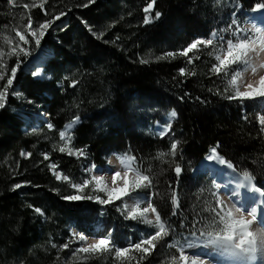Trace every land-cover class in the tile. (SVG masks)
<instances>
[{"label": "trees", "instance_id": "obj_1", "mask_svg": "<svg viewBox=\"0 0 264 264\" xmlns=\"http://www.w3.org/2000/svg\"><path fill=\"white\" fill-rule=\"evenodd\" d=\"M151 2L96 0L83 7L88 0H12L11 4L0 0V48L5 52L10 47L4 38H11L14 47L15 29L24 31L29 16L35 28L67 12L54 26L56 33L50 28L41 41V46L55 52L43 67L51 79L39 80L23 71L38 50L34 41L25 45L31 54L20 56L13 85L21 95L12 96L10 89L8 105L0 110V264H129L124 257H115L114 249L74 256L80 245L72 234L90 235L97 228L101 236L111 233L115 245L123 248L154 233V226L125 219L122 202L100 205L94 199H62L74 193L71 183L91 178L86 168L93 163L104 167L113 154L135 157L136 165L152 180L148 193L161 221L174 229L140 264H172L171 257L178 252L168 244L187 237L194 218L207 222L210 213L205 209L215 206V182L197 169L212 147L219 145L218 155L233 164L241 178L247 172L254 184L264 186V132L258 123L264 107L255 99L241 104L225 98L232 94L229 80L238 69L233 66L227 76L211 73L219 40L189 53L199 56L192 64L178 54L194 39H207L213 31L225 40L232 38L231 31H221L230 23V13L237 10L241 27L248 14H258L252 12L258 0H156L153 11L146 14L144 8ZM156 11L162 13L158 20ZM146 15L153 22L144 24ZM169 52L176 55L167 56ZM5 59L8 72L0 87L16 64L15 56ZM181 68L195 75H181ZM173 110L177 118L161 138L155 126H166ZM40 111L48 112L53 128L42 123L38 131L23 132L25 120L19 113ZM76 116L79 123L68 147L85 149L82 157L59 151L66 145L59 133ZM174 139L181 142L175 157L170 155ZM51 164L69 181L57 180ZM176 164L184 169L178 182L173 171ZM17 183L25 186L13 191ZM91 189L92 185L84 193L96 195ZM173 191L180 205L175 216ZM65 243L66 249L62 248ZM126 255L136 258L130 264L140 260V253Z\"/></svg>", "mask_w": 264, "mask_h": 264}, {"label": "snow or ice", "instance_id": "obj_2", "mask_svg": "<svg viewBox=\"0 0 264 264\" xmlns=\"http://www.w3.org/2000/svg\"><path fill=\"white\" fill-rule=\"evenodd\" d=\"M8 2L11 4L12 0H8ZM95 2L96 0H88V3L82 6L88 7L89 4H94ZM155 2L156 0H152V2L148 3L147 7L144 8L146 14H150L153 11ZM24 7L27 8L28 5H24ZM40 7L43 8V4H41ZM69 11H71V9H69ZM252 12L258 13L260 16L264 17V0H258L252 8ZM45 15H48V13L45 12ZM66 15L67 12L62 11L52 19L45 20L38 24L35 28H33L32 19L29 16L28 22L24 26V31H21L19 27L15 29V36L18 37V41L15 42L14 47L12 46L13 40L11 38H4L5 43L10 47V51L5 52L3 48H0V81L5 80V76L8 72L5 58L15 56L16 64L11 67L10 75H7L6 83L0 87V110H5L8 105L10 89H12V96L19 97L21 95V93L13 88V85L17 77L18 69L22 63L20 56L23 55L24 57H28L31 54L29 48L24 46L30 45V43L34 41L35 47L40 48L41 41L46 32ZM240 15H244L242 10H240ZM161 16V12H155L156 20L160 19ZM143 22L144 24H149L153 22V19L150 15H146ZM5 27H7V25H5ZM253 27L255 28L254 38L249 34V30L239 27L237 10L234 9L230 13V23L227 28L221 30L231 31L232 38L225 40L220 32L213 31L207 39H194L186 48L180 50L178 54L188 57V64H192L194 60L199 59V56H189V53L193 51L199 52L201 45L205 47L212 46L215 40H219L220 44L215 49V61L217 63L212 65L210 69L211 73L216 75L223 73L227 76L234 65L241 66L240 70L233 72L229 80V84L232 86L233 91L232 94L226 95L225 98L229 100H238L241 104L245 100H253L258 97L264 98V74H259L258 81L243 82L241 80V83L238 84V80L241 79L243 72L250 71L253 75H256L258 73V68L264 69V63H259L257 65L253 60L254 56H259L261 52H264V35H261V27L255 25ZM209 54L212 55V53ZM166 55L174 57L176 53L169 52ZM163 58L164 57H160V59ZM141 62L147 63L146 60H142ZM179 71L181 75H195L194 71L186 73L184 68L179 69ZM32 75L40 78L42 73L33 71ZM75 83L74 81L72 86H75ZM228 91L229 89H225V92ZM27 103H32V101L27 100ZM176 116L177 113L173 110L170 113V117L175 118ZM79 119L78 116L74 117L73 122L66 126V131H61L59 133L60 139L66 141V145L60 147L59 151L62 153L67 151L68 155L82 157L85 156V149H72L68 147L72 137L71 135L66 136V132L70 133L74 124L77 123ZM244 119H247V117L245 116ZM258 123L261 126V131L264 132V114L258 115ZM47 127L51 130L53 125L48 123ZM170 131L171 124L167 123L166 126H160L159 135L163 138ZM180 145L181 142L179 139H174L170 143L171 156L175 157L178 151H181ZM218 147V144L212 147L210 153L206 155V159L208 161H216L222 166L226 165L228 169H233V164L218 155ZM22 155L24 154L22 153ZM160 155L163 156L164 154L161 153ZM44 159L48 160L49 156L45 154ZM119 162L122 165L121 170H107L111 175V186L105 182V176L103 174L92 175L90 179H85L79 183H71L70 186L74 189V193L63 196L62 199L69 201L94 199L100 205H108L117 200L123 201L125 197H128L132 203H124V208L127 209L125 219L133 221L140 220L144 224L154 226L155 232L142 235L139 241L135 243L130 241L129 246L123 248L115 245L111 233L97 240H93L91 243H87L85 235L74 232L72 234L73 237H78L79 241L85 242L83 246L75 250L73 253L74 256L76 253H109L114 249L115 257H124L130 264V262L136 258L135 256L126 254L134 251L140 253V260L137 261V264H140L141 261L152 255V252L162 239L167 237L171 231H174L171 226H166V224L161 221L160 214L157 212L150 196L142 197L134 195L139 193L142 189L152 187V180L149 175L144 174L140 167L136 165L135 157H121ZM50 168L57 180L63 179L64 181H69L67 175H63L56 171V164H51ZM95 169L96 165L93 163L90 169L86 168L85 170L92 171ZM183 170L180 164H176L173 168L177 177V182ZM118 180L122 182V187L117 185ZM253 181L254 177L245 172L243 175V183L240 187L251 194L246 200H250L253 203L258 201L261 205H264V186H258L254 184ZM25 184H30V182H25ZM25 184L17 183L13 186L12 190L15 191L20 189L25 186ZM90 185H92L91 192L96 193V195L84 193V190L89 188ZM99 193H103L106 198L101 197ZM212 196L215 201V206L213 207L209 204L205 209V211L210 213L207 222L203 223L201 220L194 218L192 221V230L189 232V235L183 238L182 241L174 240L168 244L169 248H174L176 252H178V256L173 255L171 257L172 264H214L216 255L234 257L247 264V262L254 261L258 254L264 256V206L260 208L258 216L257 209L247 202H241L235 199L225 200L216 192H213ZM144 200L147 201V206L141 207V203ZM172 204L174 205L172 215L175 216L177 215V210L180 208L175 191L172 193ZM34 210L39 215H44V212L40 208H35ZM149 212L154 214V220L148 218L147 214ZM181 223L183 226V222ZM201 223H203V226L197 227V225ZM254 224L260 229L259 231L251 230ZM53 247H56V245H53ZM68 247L69 245L67 243L62 245V248L65 249ZM215 264H219V262H215ZM261 264H264V260H262Z\"/></svg>", "mask_w": 264, "mask_h": 264}, {"label": "rangeland", "instance_id": "obj_3", "mask_svg": "<svg viewBox=\"0 0 264 264\" xmlns=\"http://www.w3.org/2000/svg\"><path fill=\"white\" fill-rule=\"evenodd\" d=\"M63 17L61 18V21H57L51 28L53 29V34L56 33V29H54L56 26V24H59L62 22ZM259 26L262 28L261 31V35H264V17L260 16L259 14H248V16L246 17V19L244 20L243 26H241L243 29L249 30V34L253 36V38L255 37V28L253 26ZM254 63L255 64H259V63H264V52H261L259 56H254L253 57ZM238 70L241 69L240 65H234ZM40 68V69H39ZM38 69H36L35 71H39L42 73V76L40 78L37 79H47V75H45V72H43L42 67L39 66ZM33 72H31L32 74ZM259 74H264V69H259L258 68V73L256 75H253L250 71H245L242 73V77L240 80H238V84L241 83V80L243 82H248V81H258V76ZM33 76V75H32ZM255 100H258L260 102V104H262V106L264 107V98L262 97H258ZM176 118V117H175ZM175 118H171L170 114L168 115V117L166 118V122L167 123H172V121ZM77 123L74 124V126ZM73 126V128H74ZM160 124H157L155 126V130L156 132L159 134V128ZM165 126V125H164ZM73 128L71 129V132L73 131ZM66 131V128L63 130ZM66 132V136L71 134ZM66 143V141H63ZM64 147V146H63ZM213 163V164H212ZM108 169H112L113 171L115 170H121L122 169V165L120 164V162H118L116 159L111 158L107 161L106 166L105 167H99L96 168L95 170L91 171V175H97V174H103L105 176V182L111 186V175L110 173L107 171ZM198 173L201 172L202 174H208L210 178H214V189L213 191L216 192L217 194L221 195V197L225 200H231V199H235V200H239L241 202H247L249 204H251L252 207H255L257 209V215L259 216L260 213V208L264 205H261L258 201L253 203L250 200H245L246 198H248L251 194L248 193L244 188L240 187V185L243 183V178H241L235 171L234 169H228L226 165H219L216 161H208L206 158L205 160L201 163V165L198 167ZM117 185L122 187V182L121 181H117ZM218 186V187H217ZM103 194V193H101ZM242 194H246L243 195ZM134 195H139L142 197H149V193H148V188L146 189H142L140 190L139 193L134 194ZM245 198V199H244ZM244 199V200H243ZM115 202H122L123 208H124V203L127 202L129 204L132 203V201L128 198L125 197L123 199V201L121 200H117ZM147 206V201L144 200L141 203V207H145ZM124 210L127 212V209L124 208ZM148 218L149 219H153L154 220V214L149 212L148 214ZM155 228V227H154ZM256 227V225H253V228L251 230L253 231H259L260 229H258ZM86 237V241L87 243H91L93 240H97L101 237L99 235V232L97 229H92V234L88 235L85 234ZM77 243L81 246H83L85 244V242L79 241L77 240ZM77 254V253H76ZM262 260H264V256L258 254L256 259L254 261H250L247 262V264H261ZM215 262H219V264H245L244 261L242 260H238L237 258L234 257H230V256H220V255H216L215 256Z\"/></svg>", "mask_w": 264, "mask_h": 264}, {"label": "bare ground", "instance_id": "obj_4", "mask_svg": "<svg viewBox=\"0 0 264 264\" xmlns=\"http://www.w3.org/2000/svg\"><path fill=\"white\" fill-rule=\"evenodd\" d=\"M47 50V49H46ZM48 51V50H47ZM45 54H48L45 52ZM45 54H40L38 56H36L35 58H33L31 61L28 62V66L26 68L27 72H30L32 71L34 68L38 67L44 62V59L45 58ZM48 55H53V53H49ZM40 69V68H39ZM213 164V163H212ZM243 195H246V194H242ZM245 199V198H244ZM243 199V200H244ZM246 200V199H245ZM258 230V229H257Z\"/></svg>", "mask_w": 264, "mask_h": 264}]
</instances>
